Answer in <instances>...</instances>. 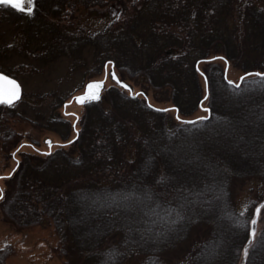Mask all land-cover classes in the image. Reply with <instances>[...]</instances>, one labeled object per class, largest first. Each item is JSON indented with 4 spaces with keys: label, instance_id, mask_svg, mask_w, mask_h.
Returning a JSON list of instances; mask_svg holds the SVG:
<instances>
[{
    "label": "trees",
    "instance_id": "trees-1",
    "mask_svg": "<svg viewBox=\"0 0 264 264\" xmlns=\"http://www.w3.org/2000/svg\"><path fill=\"white\" fill-rule=\"evenodd\" d=\"M52 2L41 13L60 21L68 5L120 8L89 42L70 44L63 30L56 39L82 51L96 36L109 47L105 70L143 90L115 82L86 101L71 141L22 153L0 198L4 221L52 226L63 264H264V79L225 77L231 64L264 71V0ZM149 89L172 107L152 105ZM204 108L207 119L190 118ZM13 115L0 105L5 150L21 139ZM48 122L70 129L58 114ZM11 254L1 248L0 264Z\"/></svg>",
    "mask_w": 264,
    "mask_h": 264
},
{
    "label": "rangeland",
    "instance_id": "rangeland-1",
    "mask_svg": "<svg viewBox=\"0 0 264 264\" xmlns=\"http://www.w3.org/2000/svg\"><path fill=\"white\" fill-rule=\"evenodd\" d=\"M36 1H32L35 6L38 4ZM41 1L42 9L48 8L51 12L54 4L52 0ZM64 8L66 13L61 21L54 15L49 18L50 28L39 24L49 19L43 16L38 5L31 8V13L17 9L9 16L0 11V72L14 75L23 88V97L13 105L15 115L9 121V126L21 135V139L9 150H5L0 142V189L6 188V180L17 168L22 153H45L50 150L49 142L54 143V150L58 144L69 142L75 137L74 127L78 128V120L85 111L83 103L77 102L75 97L84 93L91 81L105 79V89L115 85L110 65L105 71L103 56L109 47L104 42L95 36L94 46L86 44L80 51L71 50L68 44L69 48L65 51L63 44L67 42L58 41L56 36L63 30L70 38V44L79 43L81 34L85 35L83 41L89 42V35L93 37L101 29L113 25L120 8L117 9L113 4L105 7L80 5L76 9L68 5ZM220 63L225 67L223 61ZM200 68H203V64H200ZM242 75L232 64L229 66V80L238 83ZM125 80L133 85L134 93L143 90L141 85L128 77ZM201 82L205 87L202 77ZM147 96L156 107L173 105L165 94L156 96L152 89L147 91ZM65 103L69 104L65 107ZM51 114L60 115L68 123V132L48 122ZM206 116L208 113L204 108L197 110L190 118ZM61 133H68L67 139H63ZM33 142L35 147L32 146ZM252 185L258 188L255 182L249 183L246 188ZM239 203L245 204L244 195L240 196ZM57 245L52 226L17 230L4 221L0 212V249L5 246L12 249L7 264H63L57 254ZM143 262L144 257H135L126 264Z\"/></svg>",
    "mask_w": 264,
    "mask_h": 264
},
{
    "label": "snow or ice",
    "instance_id": "snow-or-ice-1",
    "mask_svg": "<svg viewBox=\"0 0 264 264\" xmlns=\"http://www.w3.org/2000/svg\"><path fill=\"white\" fill-rule=\"evenodd\" d=\"M0 3L11 5L12 7L16 9H20L21 11H26L28 13L32 12L31 8H27V9L23 8L22 0H0ZM29 3H31V0H29ZM112 75L113 77H115L114 72L112 73ZM250 75L259 76L262 79H264V71H257L254 73H245V76H250ZM240 79L243 80L244 77H241ZM0 80H3L5 84V88L3 92V102L7 104H11L13 100L19 96L20 87L16 83L15 80L10 79L8 76H4L3 74H0ZM103 83L104 81L102 80L91 81L87 85L88 87L87 93H85V95L83 96L77 97V99L80 100L81 102H83L86 99L88 100L99 99L100 98L99 94H100V90H101ZM121 83L123 82L121 81ZM229 83L235 85V81L230 80ZM123 86L125 88H129L127 84H124ZM163 111H167V109H164ZM205 111H208V109H205ZM177 119H181V117L177 116ZM197 119H207V117H197ZM187 123H195V121H187ZM2 197H3V189H0V198ZM256 214L257 215L260 214V209H256ZM253 223H255V221H253ZM255 231L256 230L253 228L252 229L253 235L255 234ZM245 254H247V249H245Z\"/></svg>",
    "mask_w": 264,
    "mask_h": 264
},
{
    "label": "water",
    "instance_id": "water-1",
    "mask_svg": "<svg viewBox=\"0 0 264 264\" xmlns=\"http://www.w3.org/2000/svg\"><path fill=\"white\" fill-rule=\"evenodd\" d=\"M23 1V0H22ZM114 66L113 65H111V69H112V71H111V75H112V73L114 72L115 73V77H113V75H112V78L120 85V86H122V87H124L123 85L124 84H127V83H125V82H123V83H121V80L119 79V77H118V75L116 74V72L114 71ZM226 70H228V66H227V69ZM250 73H253V72H250ZM0 74H3L4 76H8L10 79H12V80H15L16 81V83L19 85V87H20V94H19V96L16 98V99H14L13 100V102L11 103V104H7V103H4L3 102V92H4V88H5V84H4V81L3 80H0V104H5V105H13V104H15V103H17V102H19L21 99H22V96H23V88H22V85L20 84V82L16 79V78H14V77H12V76H10V75H7V74H5V73H3V72H0ZM225 77L227 78V73H226V75H225ZM242 77H247V76H245V74L242 76ZM118 78V79H117ZM244 80V79H243ZM243 80H241L240 79V81H239V84L243 81ZM102 81H104V83H103V85H102V87H101V90H100V94H99V96L101 95V92H102V90L104 89V87H105V79L104 80H102ZM128 85V84H127ZM129 86V85H128ZM125 88V87H124ZM125 89H130L131 90V88H130V86H129V88H125ZM87 91H88V87L86 86V90H85V92L84 93H82V94H80V95H78V96H76L75 97V100L77 101V102H79V103H84V102H86L88 99H86V100H84L83 102H81L80 100H78L77 99V97H80V96H83V95H85V93H87ZM138 94H136V96H137ZM74 100H72V101H70V102H73ZM69 103H65V107L68 105Z\"/></svg>",
    "mask_w": 264,
    "mask_h": 264
},
{
    "label": "flooded vegetation",
    "instance_id": "flooded-vegetation-1",
    "mask_svg": "<svg viewBox=\"0 0 264 264\" xmlns=\"http://www.w3.org/2000/svg\"><path fill=\"white\" fill-rule=\"evenodd\" d=\"M32 1L33 0H31V3H29V0H23L22 1L23 8H25V9L33 8V7L36 8V6L38 5L39 9L42 10L43 7H42V1L41 0H37L38 4L36 6H35V4ZM0 11H3L7 15L11 16L17 11V9L12 7L11 5L0 3Z\"/></svg>",
    "mask_w": 264,
    "mask_h": 264
}]
</instances>
